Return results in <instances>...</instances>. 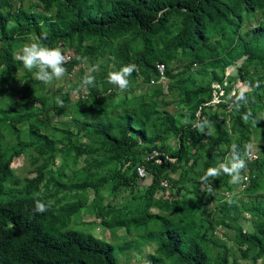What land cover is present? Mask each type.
I'll use <instances>...</instances> for the list:
<instances>
[{
  "label": "trees",
  "instance_id": "1",
  "mask_svg": "<svg viewBox=\"0 0 264 264\" xmlns=\"http://www.w3.org/2000/svg\"><path fill=\"white\" fill-rule=\"evenodd\" d=\"M33 1L40 11L32 12L20 5L13 9L8 0H0V85L9 84L15 76L16 61L11 55L12 47L28 37L35 40L46 36L42 42L50 47H60L62 53L63 48L73 43L81 47L78 58L84 55L92 57L115 42L111 50L115 66L135 64L136 69L130 78L138 75L145 83L158 79L156 63L162 64L164 69L169 61L179 55L187 58L188 67L192 64L208 67L209 80L221 82L224 70L232 66L235 71L232 77L238 86L243 87L245 84L251 91L260 87H256L247 77L242 64L234 67V62L246 56L252 62L258 61L264 70V19L245 31L239 30L245 16L255 11L264 12V0ZM2 7H7V10L2 11ZM50 9L53 11L47 14ZM212 36L225 40L220 55L213 53L215 42H209ZM76 62L77 59H70L64 65L70 67ZM215 68L218 69V76L214 73ZM232 83L222 87L227 98L220 105L229 108L228 111L232 113L229 129L235 133L233 144L240 146L245 139V126L256 118L255 110L259 108L253 107L255 99H251L247 92V101L237 105L232 93L238 94L240 90L234 85L235 81ZM29 85V81H26L19 98L10 108H0V129L24 134V138L17 139L11 145L0 144V264H119L109 242L69 227L71 217L85 205L83 198L73 200L66 194L56 197L57 189L46 195L38 193L43 169L58 151V144L71 152L73 161L85 152L87 145L69 139V128L64 129L63 135L59 136L54 135V129L50 132L38 130L39 126L44 125L38 114L53 104L46 106L42 96L34 95ZM173 87L178 91L183 110L175 116L159 113L156 118L157 133L151 137L146 134L145 123L152 113V103L139 102L134 110H121L113 118L96 117L92 121L75 118L76 123L79 121V128L95 144L86 152L99 149L102 156L90 157L82 169L81 180L69 184L67 189H91L97 194L102 185L109 183L113 191L120 185H130L134 179H138L135 166L142 164L151 175V180L133 212L114 210L108 204L93 202L89 208L101 224L124 230L143 228L142 239L146 238L155 245L154 251L145 255L144 264H224L227 257L225 246L216 243L220 250L208 253L204 233L212 229L215 223H220L221 219L234 221L227 211L229 208L236 209L235 204H218L217 209L223 208L220 219L213 223L212 219H206L205 227L201 225L200 219L193 217L192 207H179L177 200L156 204L163 209H174L177 216L175 221L166 215H156L152 219L149 213V208L154 205L152 195L161 187V179L169 181L166 169L175 168L179 161L186 163L190 159L188 150L191 148L194 151L200 138V132L193 124L205 119L202 109L208 105L212 95L208 84H195L188 75L175 81ZM110 90L96 94L106 95ZM84 97L87 96L79 98L76 104L82 103ZM28 102L39 105L35 110L15 112L19 104ZM249 111L251 116L245 120L244 116ZM103 112L105 106L94 103L84 117L100 116ZM262 117L264 109L258 117L264 132ZM211 120L214 137L205 148L202 170L195 186L201 185L200 177L215 165V146L225 141L223 124L216 113L211 115ZM25 123V130L19 131ZM163 135H171L176 140L170 150H165L161 143L144 144L160 139ZM62 138H66L65 144ZM245 145L240 147L241 154L244 153ZM25 149L39 152L41 162L35 166L34 176L18 179L10 174L9 164L14 153H21ZM151 149L163 152L157 155L161 163L143 159ZM165 155L173 158V161H167ZM108 164H111V168ZM259 165L256 164L255 168L258 169ZM127 168L131 170L129 174H126ZM249 173L247 185L253 179ZM60 176L61 169L57 170V177ZM179 179L173 184L178 183ZM209 182L215 186L217 178H210ZM9 185L19 187L16 196H12L13 189ZM180 187H176L175 193ZM253 188L251 183L245 190ZM37 199L49 205L46 212L34 211ZM242 209L254 217L251 232L243 231L237 224L224 225L232 229L233 242L242 257L248 256L250 251L264 257V199ZM150 221L154 223L153 227H147ZM199 230L203 232L199 234Z\"/></svg>",
  "mask_w": 264,
  "mask_h": 264
},
{
  "label": "rangeland",
  "instance_id": "2",
  "mask_svg": "<svg viewBox=\"0 0 264 264\" xmlns=\"http://www.w3.org/2000/svg\"><path fill=\"white\" fill-rule=\"evenodd\" d=\"M11 8H16L20 5L22 8L35 12L40 11L38 7H35L33 0H8ZM2 11L7 10V7H2ZM53 10L46 12L50 14ZM264 19V12L255 11L254 13L245 16L241 28L239 30L245 31L250 27L256 25ZM32 37H28L24 40L18 41L11 50L12 58L15 63V76L9 84L0 85V108H10L13 102L16 101L22 88L25 86L26 81H29V89L36 96H42L46 106L52 105L51 108H46L43 112L38 114V118L44 121L43 126H39L40 131H52L54 129V135H63V130L69 128V139H75L77 142L87 145V149L94 147L91 139L87 137L85 131L79 128L80 120L92 121L98 117L101 119L113 118L114 115L119 114L121 110H134L139 102H148L153 104V110L150 117L146 120L145 129L147 136L151 137L157 133L156 118L159 113L166 112L169 115L175 116L182 112L183 106L179 101V94L176 88L173 87V83L184 78L188 75L195 84H208L211 88V100L208 105L202 109L204 118H208L211 122V127L206 129V132L210 135L200 133V138L196 147L188 150L190 159L183 163L179 161L175 168L166 169L167 178L161 179V187L154 192L152 200L154 205L149 208V213L153 219L156 215H166L171 220H177L176 212L174 209H163L159 205L162 201L177 200L178 206L183 208L192 207L194 209V218L201 220V225L205 227L207 225L206 219L214 220L220 219L223 208L217 209L218 204L222 202H228L231 199L235 204L236 209H228V214L234 218V221L228 222L227 219H221L220 223H215L212 229L205 231L204 235L207 239L205 247L208 253H214L220 250V247L216 243L223 244L226 250V262L224 264H264V257L260 254H256L254 251H250L248 256L242 257L239 253V249L233 242L232 229L226 227L224 224L230 225L237 224L245 232L252 231V220L254 217L244 211L242 208L247 207L249 204L264 199V132L258 122V117L261 115L264 109V70L262 69L258 61H250L246 56H241L234 62V67L242 64L244 70L247 73V77L256 85L259 81V88L254 91L251 89L247 92L251 99H255L253 107L259 108L255 110L256 118H253L245 126V139L239 146L244 144L252 145L250 156L248 155L246 160V168L243 172H250V178H253L249 184L253 183L254 188L250 191H246L245 188L249 184L231 183V177L221 174L217 177V185H212L214 192L209 194L202 190V185H194L197 183L199 174L202 170V162L204 160V151L207 144L214 137V129L212 126L211 115L216 113L220 122L223 124L224 139L225 141L219 143L214 148V161L215 165L223 161L227 155L230 145L233 144L235 139V133L229 129V124L232 119V113L228 111L229 108L220 105L227 98L225 91H220V87H228L229 83L235 81L234 85L238 90L242 86L234 80L235 71L232 66L226 68L221 76V82L216 80H209V69L204 64H192L188 67L187 58L179 55L175 56L163 69V77L156 81H149L145 83L140 76L130 78V85L127 90L121 92L118 87L108 82L109 71L114 70L115 66L112 57V47L115 42L110 43L105 48L101 49V52L90 57L87 55L78 58L82 48L73 43L71 46L63 48L64 52L68 53L70 59H77V62L71 65H64L66 72L60 79H54L51 83L45 84L38 81L35 78V69L28 71L24 68L23 64L16 59V55L20 48L30 41ZM209 42H215V49L213 53L220 55L225 46V40L218 36H212ZM69 59V60H70ZM123 65L115 66L119 68ZM95 69L91 74L95 77L93 84L83 86L82 78L89 72L90 69ZM216 76L219 75L218 69H214ZM167 72V75L165 74ZM233 79V80H232ZM217 83L219 88H217ZM243 84V83H242ZM245 86V84H243ZM243 86V87H244ZM110 90L109 94L97 95V92L104 90ZM93 93V94H92ZM106 93V92H105ZM256 94H258L256 99ZM83 102L79 105L76 104L77 100L82 96ZM59 97L63 102V107H60L56 103V99ZM95 99V100H94ZM100 104L105 106V112L103 115H88L84 117V114L88 113V109L94 104ZM36 102H28L27 104H19L15 108V112H21L22 110H35L38 107ZM78 118V123L74 119ZM75 119V120H76ZM255 121V122H254ZM23 124L19 131L25 130ZM10 129V128H9ZM73 132V133H72ZM24 138L23 132L16 134L11 130L1 128L0 129V144L11 145L17 139ZM63 139L65 144L66 138ZM175 138L171 135H163L160 139H154L144 144H162L165 150H170L174 143ZM58 151L52 155L50 162L46 164L43 169V179L39 183L38 193L46 195L52 193L55 189V196L59 197L62 194H66L72 197L73 200L84 199V207H82L76 214L71 217L69 227L78 229L93 234L100 240L109 242L113 246L115 257L119 264H144V257L147 253L154 251V242L148 241L146 238L142 239L144 232L143 228L124 230L121 227L108 228L103 226L100 219L97 218L93 211L89 208L95 204L105 205L108 204L114 210H121L123 212H133V209L137 206L140 197L144 194L145 188L149 181L134 179L130 185H120L115 190L111 191L109 183H105L95 194L91 189L75 188L68 190L67 187L73 182L80 181L83 176V167L89 161L90 157H100L102 152L96 149L94 152L81 153L80 156L73 161L71 152H67L63 149L61 144L56 146ZM243 155V154H242ZM191 160H193L191 162ZM41 162L40 153L33 149H25L21 153H14L13 158L9 164V171L12 176L18 179H24L34 176V168ZM256 164H260L259 168H255ZM214 165V166H215ZM108 167L111 164L107 165ZM111 168V167H110ZM61 169V176L57 177V170ZM124 167L121 169L123 170ZM131 172L130 168L126 169V174ZM182 175V176H181ZM177 178H180L178 183L173 184ZM219 179V180H218ZM164 183V185H163ZM62 184H65L63 187ZM181 186L178 193H175L176 187ZM10 186V185H9ZM13 189L12 196H16L19 187L10 186ZM159 204V205H156ZM154 223L149 222L147 227H153ZM203 230H199L201 234Z\"/></svg>",
  "mask_w": 264,
  "mask_h": 264
},
{
  "label": "clouds",
  "instance_id": "3",
  "mask_svg": "<svg viewBox=\"0 0 264 264\" xmlns=\"http://www.w3.org/2000/svg\"><path fill=\"white\" fill-rule=\"evenodd\" d=\"M43 39H46V36L25 43L18 51L16 59L23 64L26 70L32 71L35 69L36 71L34 75L38 81L49 84L54 79H60L65 75L66 69L64 64L66 63V58L60 47H50L42 42ZM113 68L114 70L109 71L108 73V82L116 85L121 92L127 90L130 85L129 77L135 71L136 65L128 63L119 68H115V66H113ZM92 71H95V69H90L82 78L83 86L94 83L95 77L91 74ZM255 86H259V81L256 82ZM249 90V87L245 85L240 89L238 94L235 92L232 93L237 105H239L241 101H247L245 93ZM56 103L58 106L63 107V101L59 97H57ZM250 116L251 112L249 111L244 116V119L248 120ZM193 127L200 133L210 135V133L206 132V129L211 127V122L206 118L197 120V122L193 124ZM251 150V144L245 145L244 153L242 155L238 145H230L227 157L223 161L218 162L215 166L209 167L200 177L202 190L209 194H213L214 189L209 183V180L210 178L215 179L221 174L231 177V183L238 184L242 179L241 172L246 168V160ZM149 176L150 177L147 181L150 182L151 175ZM232 202L231 199L228 200V203ZM48 208L49 205L41 202L39 199L35 201V212L44 213Z\"/></svg>",
  "mask_w": 264,
  "mask_h": 264
},
{
  "label": "built area",
  "instance_id": "4",
  "mask_svg": "<svg viewBox=\"0 0 264 264\" xmlns=\"http://www.w3.org/2000/svg\"><path fill=\"white\" fill-rule=\"evenodd\" d=\"M63 54L65 55L66 62H67V61L69 60V55H68V53H66V52H64ZM155 68H156V70L158 71L159 78H162V77H163V65L160 64V63H156ZM217 88H219V85H218V84H217ZM219 89H220V91L223 92V88H222V87H220ZM158 154H163V152H159V151H157L156 149H151L149 152H147V153L144 155L143 159H144L145 161H152V162H154V163L159 164V163H161V159L157 157ZM249 156H250V155H249ZM165 159H166L167 161H169V162H172V161H173V158H170V157H168V156H166V155H165ZM135 172H136V177H137L138 179L146 180V181H147V180L149 179V177H150V176L147 174V172H146V170L144 169V166H143L142 164H137V165L135 166ZM241 177H242V179H241L240 182H242V184H247L248 181H249L248 172H243ZM160 184H161V183H160ZM163 185H164V183H163Z\"/></svg>",
  "mask_w": 264,
  "mask_h": 264
}]
</instances>
